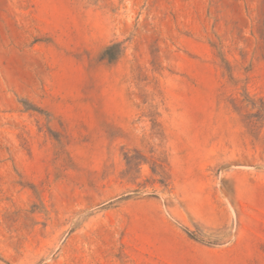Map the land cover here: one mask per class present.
<instances>
[{
  "label": "rangeland",
  "instance_id": "rangeland-1",
  "mask_svg": "<svg viewBox=\"0 0 264 264\" xmlns=\"http://www.w3.org/2000/svg\"><path fill=\"white\" fill-rule=\"evenodd\" d=\"M0 264H264V0H0Z\"/></svg>",
  "mask_w": 264,
  "mask_h": 264
},
{
  "label": "trees",
  "instance_id": "trees-1",
  "mask_svg": "<svg viewBox=\"0 0 264 264\" xmlns=\"http://www.w3.org/2000/svg\"><path fill=\"white\" fill-rule=\"evenodd\" d=\"M113 59V58H112Z\"/></svg>",
  "mask_w": 264,
  "mask_h": 264
}]
</instances>
